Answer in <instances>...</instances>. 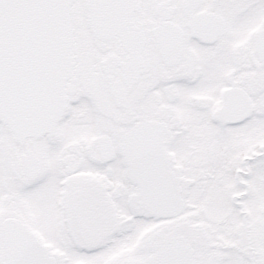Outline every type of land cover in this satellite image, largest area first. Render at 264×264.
<instances>
[{
  "label": "snow or ice",
  "instance_id": "snow-or-ice-1",
  "mask_svg": "<svg viewBox=\"0 0 264 264\" xmlns=\"http://www.w3.org/2000/svg\"><path fill=\"white\" fill-rule=\"evenodd\" d=\"M0 264H264V0H0Z\"/></svg>",
  "mask_w": 264,
  "mask_h": 264
}]
</instances>
